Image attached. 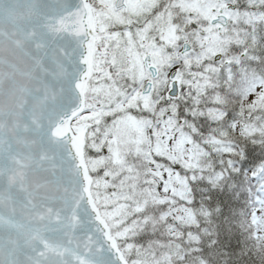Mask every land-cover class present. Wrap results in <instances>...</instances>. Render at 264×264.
<instances>
[{"label": "snow or ice", "instance_id": "6c2138e0", "mask_svg": "<svg viewBox=\"0 0 264 264\" xmlns=\"http://www.w3.org/2000/svg\"><path fill=\"white\" fill-rule=\"evenodd\" d=\"M0 264H264V0H0Z\"/></svg>", "mask_w": 264, "mask_h": 264}]
</instances>
